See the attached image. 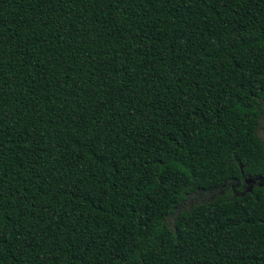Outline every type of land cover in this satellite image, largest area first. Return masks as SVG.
<instances>
[{"label": "trees", "instance_id": "trees-1", "mask_svg": "<svg viewBox=\"0 0 264 264\" xmlns=\"http://www.w3.org/2000/svg\"><path fill=\"white\" fill-rule=\"evenodd\" d=\"M263 101L264 0H0V264H264Z\"/></svg>", "mask_w": 264, "mask_h": 264}, {"label": "rangeland", "instance_id": "rangeland-1", "mask_svg": "<svg viewBox=\"0 0 264 264\" xmlns=\"http://www.w3.org/2000/svg\"><path fill=\"white\" fill-rule=\"evenodd\" d=\"M262 106L264 108V101L262 102ZM257 134L263 139L264 141V111L261 114L260 120H259V124L257 126ZM242 184H244V189L246 191L252 192L254 188H263L264 189V172L261 175L258 176H242L241 179ZM230 192L234 193L233 188H230ZM213 194L212 193H207V194H196L192 197L187 198V200L182 204V207L180 208H184V209H189L193 204L200 202V201H206L209 198H211ZM178 210V208H177ZM176 210V211H177ZM173 218L174 217H170L169 218V225L172 226L173 223Z\"/></svg>", "mask_w": 264, "mask_h": 264}]
</instances>
